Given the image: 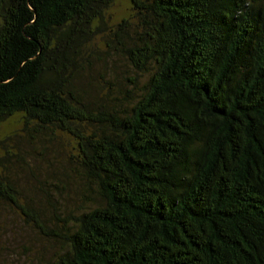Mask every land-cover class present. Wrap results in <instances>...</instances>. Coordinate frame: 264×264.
I'll list each match as a JSON object with an SVG mask.
<instances>
[{
  "label": "trees",
  "instance_id": "16d2710c",
  "mask_svg": "<svg viewBox=\"0 0 264 264\" xmlns=\"http://www.w3.org/2000/svg\"><path fill=\"white\" fill-rule=\"evenodd\" d=\"M113 2L0 0V123L71 136L94 194L56 228L2 173L0 199L51 264H264V0H129L117 84L92 50Z\"/></svg>",
  "mask_w": 264,
  "mask_h": 264
},
{
  "label": "rangeland",
  "instance_id": "374dc122",
  "mask_svg": "<svg viewBox=\"0 0 264 264\" xmlns=\"http://www.w3.org/2000/svg\"><path fill=\"white\" fill-rule=\"evenodd\" d=\"M124 18L135 22L136 11L129 0H114L105 16L108 25H101L103 31L92 49L93 68H117L110 71L117 78L112 79L114 84L121 77L118 68L130 67L126 60L107 51V31ZM146 76L141 75V80ZM124 83L130 87L127 78ZM90 94L101 100L98 97L104 96V90L99 93L97 88H91ZM75 146L71 136L55 129L40 133L27 130L20 115L0 123V173L17 189L21 200L30 203L53 228L63 224L56 215L66 217L87 204L84 201L94 199L93 193H84L75 171ZM61 247L59 240L28 224L16 206L0 199V264H51Z\"/></svg>",
  "mask_w": 264,
  "mask_h": 264
}]
</instances>
